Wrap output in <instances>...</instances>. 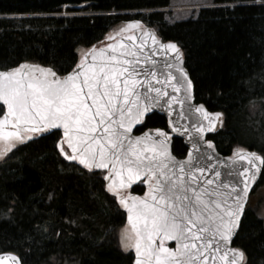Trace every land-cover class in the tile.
Instances as JSON below:
<instances>
[{
    "label": "trees",
    "instance_id": "1",
    "mask_svg": "<svg viewBox=\"0 0 264 264\" xmlns=\"http://www.w3.org/2000/svg\"><path fill=\"white\" fill-rule=\"evenodd\" d=\"M170 2L0 0V70L28 64L63 75L111 29L140 21L177 43L194 101L221 113L207 141L223 155L246 149L264 156V0H212L177 20L169 19ZM149 129L166 131V118L152 113L136 132ZM59 137L44 132L0 162V252L16 253L22 264H133L132 253L117 246L125 217L103 174L64 159ZM171 150L178 158L186 153L176 137ZM263 178L264 164L252 193ZM232 246L245 264H264V221L250 207Z\"/></svg>",
    "mask_w": 264,
    "mask_h": 264
},
{
    "label": "snow or ice",
    "instance_id": "2",
    "mask_svg": "<svg viewBox=\"0 0 264 264\" xmlns=\"http://www.w3.org/2000/svg\"><path fill=\"white\" fill-rule=\"evenodd\" d=\"M140 23L132 21L127 27H138ZM145 35H151L153 44L159 43L154 34L145 32ZM107 47L112 53L106 58L104 49L98 54L90 50L62 78L51 68H38L40 75L35 76L22 71L24 64L0 71V101L7 106L0 117V142L5 145L0 148V157L15 147L13 141L29 139L27 131L62 127L63 136L57 144L62 155L68 160H78L89 170H109L104 176L110 181L108 191L128 210L131 232L122 234V242L125 235L129 241L134 240L128 246L135 248V264H245V253L230 247V242L256 182V173L260 171L256 162L264 164V156L238 149L234 155L239 160H247L249 167L235 176L229 173L231 180L220 184L216 180L221 173L214 168L210 170L216 179L201 182L198 174H203L210 165L199 167V161L192 163L191 152L187 171L184 161L177 162L179 173L168 169L160 159L166 156L162 146L168 139L167 132L156 129L160 137L157 142L152 141L149 133L134 139L131 133L133 125L154 107L171 110L173 103L183 107L184 99L170 96L165 88L171 87L173 92L184 88L185 98L191 99L192 81L182 66L180 49L172 42L160 44L165 52L170 50L174 54V63H165L163 67L168 71L162 73L151 56L139 58L143 43L135 52L119 53L112 44ZM89 54L91 64L87 63ZM98 56L99 65L95 63ZM173 69L178 76L173 74ZM153 81L161 86H155ZM195 111L209 125L215 123L202 105ZM213 115L220 117L221 113ZM204 130L203 125L197 129ZM207 144L213 147L211 141ZM63 145L71 149V155ZM142 175L146 177L143 182L149 184L143 198L121 194L122 189ZM165 240L175 241L176 248L165 247Z\"/></svg>",
    "mask_w": 264,
    "mask_h": 264
},
{
    "label": "water",
    "instance_id": "3",
    "mask_svg": "<svg viewBox=\"0 0 264 264\" xmlns=\"http://www.w3.org/2000/svg\"><path fill=\"white\" fill-rule=\"evenodd\" d=\"M128 24L129 23H127V25H126V29H127L126 31H121L120 33H117V34L110 36L111 38H108V40L105 43H103L102 45L96 46V47H92L90 50H93L98 54L101 49H104L105 50V58H106L108 54L112 53V49L107 47V45H109V44L114 45L117 48L119 53H123L125 51L135 52L140 47V45L143 43L144 48L139 52V58L141 60H143L145 58V56H151L152 60L157 61L156 67L158 69V72L166 73L168 71V69H165L163 66L165 63H174V60L172 59L174 54L171 53L170 50L168 52H165L163 49L160 48V44H167L169 42H172V43H175L177 45V43L174 41H171V40H167V41L162 40L160 37L157 36L156 32L150 28L141 27V25H139L138 27H134V28H128L127 27ZM145 32H149L151 34H154L159 43L153 44L152 39H151V35L146 36ZM130 37L132 39H130ZM179 49H180V47H179ZM90 50H88L87 52H90ZM180 52L182 54L181 49H180ZM81 60H82V58H80V60L78 61V63L76 65L80 64ZM87 63L88 64L93 63L92 58H91V54H89L87 57ZM95 63L97 65H99L101 63L99 56H98V59L96 60ZM76 65L72 69H74L76 67ZM182 66L184 67V69L186 70V72L188 74V71L184 66L183 55H182ZM71 70H69V71H71ZM0 71H6V70H0ZM22 71L29 72L30 74H33L35 76L40 75L38 68L36 67V70L34 71L33 66H27L26 65V67ZM68 72H66L65 74H63L61 76L57 75V77L62 78ZM173 74L177 75V76L179 75L175 71V69H173ZM81 79H83V77H81ZM161 79H162V77H161ZM188 79H190L189 74H188ZM152 83L157 87L161 86V85L155 84V81H153ZM165 91H167L170 96L175 95L179 99H184L185 102L183 104V107H181V105L178 103H173L171 105V110L167 107H165V108L154 107L151 110V112H149L148 114H146V116L141 118L139 123H136L133 125V131L131 133L132 139H134L136 136H142L144 133H149L152 137L153 142H157L160 139L158 134H156V132H155L156 129L144 130V131H141L138 133L136 132L137 128H139L141 126L142 122L144 121V119L147 116L151 115L152 113H157V114L163 115L167 121V130L166 131L164 130V131L167 132L169 135H168V139H167L166 143L162 146V149H166V156L161 157L160 159L163 161L164 164L167 165L168 169H171V170L175 171L176 173H179V166H178L177 162L184 161L185 166H186L185 171H187L188 170L187 166L189 164V160H188L189 152H191L192 156H193L192 163L195 164L196 161H199V165H198L199 167H204L206 164L210 165V167L205 168V172L203 174H198V175H200L201 182H204L207 179H216L211 174L210 169H212V168H214L216 171H219L221 173V177L218 180H216V184H220L222 181L231 180L229 173H231L233 176H235L238 174V172L243 171L244 167H249L247 160H239L234 155V153L237 150L230 155H223V154L219 153L214 146L212 148L208 147L207 136L214 131L215 127L219 123L220 117H215L213 115V114H215V112H211V111L207 110L205 108V106H203L202 104L196 103L194 101L193 84H192L191 90L189 92L191 99L185 98L184 88H181L180 92H173L171 87H167V88H165ZM0 105H2L4 107L5 111L7 110V106L3 105V101H0ZM201 105L203 106V109L207 113H209L211 118L215 121L214 124L209 125L208 120L203 119L202 115L195 111V108L198 106H201ZM181 113H183V116H181ZM170 120L172 121L171 126H169ZM201 125H203L205 130L198 132L197 129H200ZM25 128H27V126H25ZM173 128H175L176 131H173ZM45 131H47V132H52V131L59 132V134H60V140L59 141L61 142V137L63 136V128L62 127L61 128H54V129H47V130L40 131V132L27 131L26 133L29 134L30 136H33V135H39ZM174 137L181 139L183 142V145L186 148L185 156L182 158L176 157L171 151V139ZM194 144L197 146L196 148L193 147ZM125 145L127 147V140H125ZM65 146L67 148L68 153L71 155L72 154L71 149L68 148L67 145H65ZM244 150H246V149H244ZM246 151L251 152L249 150H246ZM201 157H203V159H201ZM75 162L80 167L87 169L84 165L80 164L78 160H75ZM256 163H257V167L260 168L259 173H256V175H257L256 182H257V180L260 176L262 164L259 161H257ZM173 164H176V167L174 169H173ZM92 170L93 171H104L105 176L109 174V170H107V169H92ZM252 171L254 172L255 170L253 169ZM145 178L146 177L144 175H142L140 177V179L134 180L125 189L132 188L138 182L144 181ZM106 181H107V185H108L110 183V181L109 180H106ZM255 183L252 185L251 190L249 192V195L251 194ZM122 190H124V189H122ZM148 190H149V184L146 183V189H145L144 193L142 195L136 196V197L143 198L144 194ZM221 191H223V189H221ZM249 195H248V198H249ZM131 196H134V195H131ZM247 201H248V199H247ZM247 201L245 202V208L247 205ZM123 210H124V216H125V223L131 229V224L129 223V220H128V210L124 207H123ZM243 213L241 214V218L243 216ZM240 221H241V219H240ZM238 228H239V226H238ZM237 231H238V229H237ZM237 231H236V233H237ZM236 233L234 234V236L230 242V247H232V248H234L232 246V242L234 240ZM159 243H160V240H159V238H157L156 244L159 245ZM170 244H173L174 249L176 248L175 241H168V240L164 241L165 247L169 248ZM134 250H135V248H134ZM13 257H15V259H13ZM135 258H136V253L134 254V264H135ZM0 264H22V263L20 262L19 257L16 254H14L13 252L4 251V252H0Z\"/></svg>",
    "mask_w": 264,
    "mask_h": 264
},
{
    "label": "rangeland",
    "instance_id": "4",
    "mask_svg": "<svg viewBox=\"0 0 264 264\" xmlns=\"http://www.w3.org/2000/svg\"><path fill=\"white\" fill-rule=\"evenodd\" d=\"M211 2H212V0H171V2H170L171 6L169 8H167L166 10L169 12V19L170 20L171 19L177 20L180 18H186L190 15H193L194 12L197 11L200 7L211 6L212 5ZM62 14L63 15H70V14L65 13V12ZM124 28H126V25H118V26L114 27L113 29H111L107 33V35L105 36V39L108 38L109 36H112V35L118 33V32L120 33L121 29H124ZM81 51H83V50L80 49L79 54ZM13 143L15 144V147H16L21 142L13 141ZM1 147H3V146H1ZM4 147H5V145H4ZM64 149H65V152L68 154L65 146H64ZM10 152L8 154H10ZM58 152H59V150H58ZM247 207H250L254 211V213L257 214L259 217H261L264 221V178L262 179L261 184L249 196V199L247 202ZM126 229H127V226L123 224V226L116 229V231H115L117 246L123 252H128V251H131L133 249V247L128 246L130 243H132V241H129L126 235H125L124 240L122 242V234L127 232Z\"/></svg>",
    "mask_w": 264,
    "mask_h": 264
},
{
    "label": "flooded vegetation",
    "instance_id": "5",
    "mask_svg": "<svg viewBox=\"0 0 264 264\" xmlns=\"http://www.w3.org/2000/svg\"><path fill=\"white\" fill-rule=\"evenodd\" d=\"M3 115H4V113H1L0 117H3ZM9 130H11V128H9ZM1 146L4 147V144H3L2 142H0V148H3V147H1ZM14 149H15V147H14ZM12 151H13V150H12ZM12 151H11V152H12ZM11 152H10V153H11ZM8 153H9V152H8ZM8 153H7V154H8ZM5 157H6V156H4V157H0V160L4 159ZM126 231H127V233H130V232H131V229H129V228L127 227ZM133 241H134V240H133ZM133 241H132V243H134ZM171 246H173V245H171Z\"/></svg>",
    "mask_w": 264,
    "mask_h": 264
}]
</instances>
